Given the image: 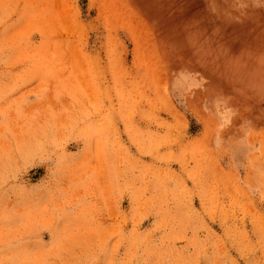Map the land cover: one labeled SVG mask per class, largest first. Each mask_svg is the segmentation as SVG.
Wrapping results in <instances>:
<instances>
[{
  "label": "rangeland",
  "instance_id": "374dc122",
  "mask_svg": "<svg viewBox=\"0 0 264 264\" xmlns=\"http://www.w3.org/2000/svg\"><path fill=\"white\" fill-rule=\"evenodd\" d=\"M0 264H264V0H0Z\"/></svg>",
  "mask_w": 264,
  "mask_h": 264
}]
</instances>
